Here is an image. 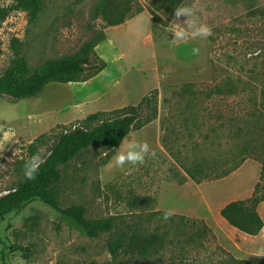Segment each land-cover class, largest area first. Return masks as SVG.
I'll list each match as a JSON object with an SVG mask.
<instances>
[{
  "label": "rangeland",
  "instance_id": "rangeland-1",
  "mask_svg": "<svg viewBox=\"0 0 264 264\" xmlns=\"http://www.w3.org/2000/svg\"><path fill=\"white\" fill-rule=\"evenodd\" d=\"M97 1L43 0L38 19L31 21L27 12L11 9L13 0H0V9H9L0 25V76L15 51L35 68L73 54L95 34L106 35L94 61L106 67L95 77L50 83L33 98L0 97V197L20 182L32 154L40 151L44 161L63 133L93 127L85 124L89 115L137 107L149 95L158 117L129 135L147 142L155 154L123 168L114 162L109 166L110 151L101 148L77 155L55 185L59 201L65 207L85 206L89 219L115 217L118 226L92 239L34 199L0 221V264H232V255L204 221L155 215V197L164 181L177 183L183 164L255 161L234 178L205 183L202 189L213 208L264 174V0H185L182 6L194 7L211 34L177 46L170 43L174 10L156 0H132L131 18L107 27L94 17ZM138 7L142 12H136ZM188 83L192 92L184 93ZM217 85L234 92L209 95ZM151 107L144 108L143 121ZM186 195L170 188L163 208L173 203L202 211ZM222 231L217 228L223 237ZM124 233V247L112 253L109 243ZM152 234L159 245L146 256L129 244L133 237Z\"/></svg>",
  "mask_w": 264,
  "mask_h": 264
},
{
  "label": "trees",
  "instance_id": "trees-1",
  "mask_svg": "<svg viewBox=\"0 0 264 264\" xmlns=\"http://www.w3.org/2000/svg\"><path fill=\"white\" fill-rule=\"evenodd\" d=\"M13 1L14 4L11 9L27 12L31 21H36L42 12L43 0ZM156 1L169 10H175L177 6H182L186 2L185 0ZM136 12H142L141 8H136ZM8 13L9 9H0V25L6 19ZM131 14L132 0H98L94 8V17H101L107 27L124 24ZM105 40L106 35L104 33L95 34L73 54L48 60L35 68H31L28 65V61L18 51H15L9 66L0 76V97L7 96L14 101L33 98L38 96L50 83L69 84L87 81L95 77L106 67L104 61L100 60L99 64L94 63L97 59L95 49ZM15 42L19 44L18 41ZM88 72H92V75L88 79H85ZM226 89L225 91L221 85H217L209 95L233 94L234 89L231 86ZM183 92L191 93L192 85L190 83L185 84ZM150 96L144 97L137 107L119 109L112 112H97L89 115L85 119V124L93 126L92 128L77 126L63 133L51 149L50 154L41 164L36 178L28 181L23 176L12 190L0 197V221L5 216L21 208L24 204L38 199L60 214L71 227H74L89 238L95 239L103 233L112 232L118 226L115 217L89 219L86 217L87 209L85 206H63L58 199L55 185L62 180L63 167L74 160L77 155L79 156L90 148H101L105 151H110L106 155L107 160H110L114 155L115 149L119 148L124 138L133 130H141L146 124L156 120L158 109L156 105L151 107ZM145 107H151L152 113L143 121L141 116ZM94 124L97 125L94 126ZM1 137L0 133V139ZM245 161V158H241L237 161H232L233 163L228 162L222 165L219 163H214L213 165L198 164L195 167L185 164L179 165L180 169H177L176 172L180 179L177 183L182 185L189 179L199 184L220 180L238 170ZM263 201L264 174L257 183L251 198L230 202L221 210L220 214L229 225L240 232L256 236L264 227V222L257 211L258 206ZM154 214L160 215L164 219L181 218L187 220L186 217L162 211H157ZM166 214L167 218H165ZM123 236L119 241L114 240L109 243V250L112 253L118 252L124 247L125 233ZM129 244L131 246H139L141 255L146 256V254H150V250L159 245V237L154 234L141 239L133 237L129 241ZM15 248L28 250L21 247ZM229 260L232 264H251L249 261L239 260L233 256H229ZM91 264L98 263L92 262ZM115 264L137 263L132 261H117Z\"/></svg>",
  "mask_w": 264,
  "mask_h": 264
},
{
  "label": "crops",
  "instance_id": "crops-1",
  "mask_svg": "<svg viewBox=\"0 0 264 264\" xmlns=\"http://www.w3.org/2000/svg\"><path fill=\"white\" fill-rule=\"evenodd\" d=\"M250 161L253 160H246L238 170L226 178H223V180L236 177L240 170ZM205 183L206 182H202L199 184L192 179H189L182 185L175 182L164 181L155 197V212L162 211L170 214L180 215L186 218H196L204 221L213 230L219 245L234 258L249 261L251 264H264V227L258 235L251 236L242 233L229 225L220 214L221 210L230 202L243 201L251 198L257 183L251 188H246L242 191L235 192V194L229 200L218 204L215 208H213L211 203L206 199L202 189ZM170 188H175L178 193L187 194V198H191L195 202H198V205L201 206L202 211L195 208L179 206L173 203H167L172 206L164 204L165 208H163L162 205L166 199V193H168ZM257 211L264 222V201L258 206ZM217 228H223V237L217 234Z\"/></svg>",
  "mask_w": 264,
  "mask_h": 264
},
{
  "label": "clouds",
  "instance_id": "clouds-1",
  "mask_svg": "<svg viewBox=\"0 0 264 264\" xmlns=\"http://www.w3.org/2000/svg\"><path fill=\"white\" fill-rule=\"evenodd\" d=\"M174 16L171 25V33L173 37L170 40L171 45L177 46L187 42L191 38L206 37L211 34V29L203 23L199 22L197 11L192 6H177L174 10ZM187 17L183 23H177L180 17ZM199 49L193 48V54H197ZM12 133L9 132L5 135L7 141L11 137ZM131 137V135H128ZM2 147V144H0ZM153 151H150V146L147 142H140L128 140L127 137L121 142L119 148L115 149L114 155L109 161V166L113 165L117 168H123L126 164L136 166L145 162L146 156L154 155ZM43 163V157L40 151L32 154L27 158L22 166V174L28 181L34 180L38 174L39 168ZM167 218V214L165 215Z\"/></svg>",
  "mask_w": 264,
  "mask_h": 264
}]
</instances>
